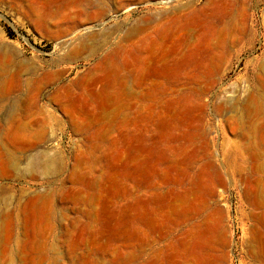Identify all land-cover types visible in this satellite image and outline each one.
<instances>
[{"label":"rangeland","instance_id":"rangeland-1","mask_svg":"<svg viewBox=\"0 0 264 264\" xmlns=\"http://www.w3.org/2000/svg\"><path fill=\"white\" fill-rule=\"evenodd\" d=\"M0 264H264V0H0Z\"/></svg>","mask_w":264,"mask_h":264}]
</instances>
